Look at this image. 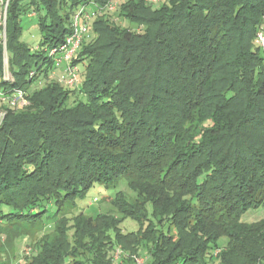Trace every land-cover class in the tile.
I'll list each match as a JSON object with an SVG mask.
<instances>
[{"label": "trees", "instance_id": "16d2710c", "mask_svg": "<svg viewBox=\"0 0 264 264\" xmlns=\"http://www.w3.org/2000/svg\"><path fill=\"white\" fill-rule=\"evenodd\" d=\"M108 1L9 0L14 79L0 44V88L29 103L2 106L0 226H54L26 264H137L143 247V264H264V214L249 220L264 211V0H114L73 56L79 86L64 85L49 49L77 10ZM42 7L32 50L18 16ZM124 180L136 195L117 191L113 206L145 229L122 236L112 213L62 216L95 184Z\"/></svg>", "mask_w": 264, "mask_h": 264}, {"label": "rangeland", "instance_id": "374dc122", "mask_svg": "<svg viewBox=\"0 0 264 264\" xmlns=\"http://www.w3.org/2000/svg\"><path fill=\"white\" fill-rule=\"evenodd\" d=\"M24 3L30 2V0H23ZM1 3V0H0ZM159 4V3H158ZM157 4V5H158ZM160 5L156 6L159 7ZM33 9L36 8L33 6ZM37 14L35 15H25L23 12L19 13V18L21 20V25L23 27V32L21 39L26 42L32 50H35L37 45L39 44L41 34L38 28V20L40 16L45 15V9L42 7L41 9H37ZM0 14H1V4H0ZM120 17L119 13L116 12L115 18ZM122 18L120 17L119 21L121 23ZM124 24H126L123 21ZM92 34V32H91ZM94 35L92 34V37ZM0 44L3 45L4 50H7V21L6 27L0 28ZM262 55H264V51H261ZM8 56V55H7ZM84 62L81 61L78 63L80 68L84 67ZM67 63L64 62L62 68L54 70V74L60 77L66 69ZM4 78L7 80H13V75L9 69V63H5L4 70ZM28 99V98H27ZM29 101V99H28ZM7 101H0V114L5 113L6 110L3 105H8ZM117 191L124 192L128 197H135V192L129 188L127 182L124 180L121 183L117 184L114 187L113 184H104L98 183L95 184L89 191H87L86 195L77 200L76 205H66L64 209H62V216L67 215L68 218L73 217L78 212H84L86 215L96 217L99 213H112L113 216L119 218L117 221V232L122 233V236L127 235L131 232L138 233L141 230V227H145L147 225L142 226L140 221H137L132 218H125L120 215L118 211L113 206L112 200L115 197ZM253 216L249 217V220H259L264 211H257L252 213ZM146 224V223H145ZM54 226L50 224H45L44 222L36 223H25V222H16L9 223L8 225L0 226V264H26L32 257L37 255L36 246L37 242L45 236L51 235L54 231ZM114 229L110 233L115 236L117 233ZM227 242V238H222L220 240L221 246L225 245ZM145 243V242H144ZM117 251V246L115 247ZM113 250L111 255L116 259V251ZM120 259L122 260L126 256V254L121 251ZM143 259H147L148 252L147 248H141L139 256ZM70 260V259H69ZM146 262V261H145ZM117 261H115V264ZM119 263V261H118ZM139 264L138 262H136Z\"/></svg>", "mask_w": 264, "mask_h": 264}, {"label": "built area", "instance_id": "2783aa9c", "mask_svg": "<svg viewBox=\"0 0 264 264\" xmlns=\"http://www.w3.org/2000/svg\"><path fill=\"white\" fill-rule=\"evenodd\" d=\"M151 3H157L160 0H148ZM9 0H1V14H0V28L6 27L7 21V8ZM117 6V3L114 0H109L103 6L88 7L86 5L82 6L75 14H73V23H72V32L65 37V40L49 49V55L52 58L53 67L55 69L62 68L63 63L66 62L67 66L65 72L59 77V81L64 85L70 87H78L80 84V74L79 67L73 62V56L76 55L78 49L80 48L82 42L91 31V22L102 15L106 10H113ZM31 15H35L32 13ZM255 43L264 51V24H261L255 36ZM8 52L4 50V61L8 63ZM31 75H34V72H31ZM0 101H7L10 106L15 108H23L26 106L29 101L27 99V93L21 88L14 90V94L5 92L0 88ZM6 113V112H5ZM5 113L0 114V117H3ZM122 250L117 249L116 257H119ZM220 249L214 250L216 255ZM136 262L143 264L145 259L134 256Z\"/></svg>", "mask_w": 264, "mask_h": 264}]
</instances>
